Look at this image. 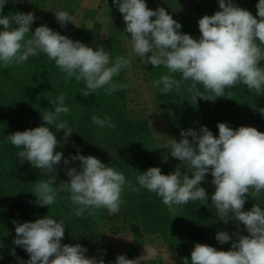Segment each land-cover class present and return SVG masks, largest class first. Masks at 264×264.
Here are the masks:
<instances>
[{
  "label": "clouds",
  "instance_id": "clouds-1",
  "mask_svg": "<svg viewBox=\"0 0 264 264\" xmlns=\"http://www.w3.org/2000/svg\"><path fill=\"white\" fill-rule=\"evenodd\" d=\"M6 3L7 0H0V25L3 26L0 30V63L3 67L22 65L30 56L43 53L66 74V81L74 78L77 83H85L87 90L82 93L85 97L99 89L111 95L118 89L127 88L125 83H114L113 77L130 67L128 58L118 56L113 61L103 45L93 50L46 24L36 27L27 38L36 19L34 14L17 12L11 18L4 16ZM113 3L123 16L124 32L130 36V47L135 56L143 64L167 69L168 74L153 81L162 93L179 92L181 85L189 81L186 91L195 101L197 97L211 101L226 97L225 89L238 84L257 96L264 92V67L260 64L264 61V0H258L256 16L234 4L233 0H218L219 10L198 21L199 39L181 33L182 25L163 7L149 9L145 0H113ZM53 14L61 27L73 21L67 11ZM198 84L209 94L201 92ZM226 98H231L230 92ZM49 101L54 110L44 112V124L6 137L13 146L21 149L17 153L21 162L27 161L44 175L54 177L36 182L32 192L37 205H53L61 193H67L75 206L72 209L74 216L95 217L99 209H107L111 216L120 212L125 190L139 192L146 189L175 211V205L209 200L201 183L210 172L215 186L210 197L215 215L224 224L230 220L236 222V240L227 251L196 243L191 251V264H264V208L255 203L250 210H244L248 196L256 199L264 192V132L251 126L233 130L227 123L217 124L218 138L206 126H201L199 133L191 128L182 130L179 142L169 138L168 149L171 157L181 161L187 171L182 173L177 166L174 172L165 175L159 167H149L139 172L135 184L126 179L123 172L78 151L70 159L80 162L79 170L75 167L67 169L70 179L54 187L57 185L53 175L55 166L62 159L67 165L69 159L56 151L60 142L48 126H54L57 131L64 130L65 140L73 131L68 121L61 119L63 114L70 113L65 106V96L61 94ZM259 111L264 116V108ZM91 119L100 128L116 127L108 116L93 115ZM13 223L16 225L13 243L28 253L30 259L26 264H105L103 259L86 257L87 249L80 244L61 243L65 235L63 221L57 222L46 215L34 222ZM241 224L248 235L239 233ZM215 239L224 244L231 241L232 236L220 231ZM148 254L154 257L156 251L152 249ZM144 259V256L128 259L118 255L115 264H144Z\"/></svg>",
  "mask_w": 264,
  "mask_h": 264
},
{
  "label": "rangeland",
  "instance_id": "rangeland-1",
  "mask_svg": "<svg viewBox=\"0 0 264 264\" xmlns=\"http://www.w3.org/2000/svg\"><path fill=\"white\" fill-rule=\"evenodd\" d=\"M15 2L16 0H7L2 13L4 16L11 18L18 12L14 11ZM181 4L180 10L170 13V15L182 25L181 33L190 34L194 39H199L201 35L198 27L199 19L204 15H213L217 11V6H204L201 0L195 4L187 5V7L185 2L182 1ZM23 5L26 4L23 3ZM26 6L29 9L25 14L31 12L36 15L39 13L33 4ZM157 8L159 7H155L154 10ZM35 28L30 26V33L27 38L31 37ZM0 30H3L2 25H0ZM93 50L96 49L93 48ZM108 53L113 61L120 56L115 45L110 46ZM129 60L130 67L121 70L122 75L113 77L114 83H125L128 85L127 88L113 92L108 96L109 99L106 102L99 101V91L104 89L96 91L97 94L89 105L92 108V114L87 111L86 103L88 102L84 103L81 100L82 104L79 106L76 116L72 115L68 120L73 132L67 137V140L64 139V130L61 129L54 133L60 142L56 151L62 152L64 159H69L67 165L62 159L60 164L55 166L56 170L67 171L72 167L79 170L80 162L70 159L79 151L81 155H92L102 163L116 168L124 173L126 179L129 178L130 180V174H138L134 170L141 165H145L146 169L159 167L162 174L165 175L174 172L177 166H180L181 172L184 173L187 171L186 167L181 161L171 157L168 149L169 138H175L179 142L182 138L180 135L182 130L191 128L199 133L201 126H206L218 138L217 124L227 123L233 130L240 126H251L260 132H264V116L259 111V109L264 108V92L257 96L248 92L246 86L238 84L225 89V96L227 97L230 92L231 98L218 97L215 101H211L197 97L195 101L192 94L186 91L187 84L191 83L189 81L181 85L179 92L173 90L164 94L160 88L153 85V81L168 74L167 69L163 66L153 67L151 64H143L133 51ZM260 64L264 67V61H261ZM35 71L39 73L36 82L30 79ZM65 75L56 67L55 62L43 53L30 56L22 65L5 68L0 63L1 248H6L1 245H15L13 240L16 237V225L13 221L17 223L34 222L38 218L50 216L49 213L40 214L41 211L45 210L42 208L49 206L37 205L35 203L37 198L32 192L38 180L52 179L50 174L44 175L27 161L21 162L17 156L21 149L13 146L6 137L16 131H25L44 124L42 116L46 110H54V106L49 100L58 97L55 92L65 86L67 82ZM177 78H179L178 75ZM197 88L201 92H205L202 85L198 84ZM86 90L83 81L76 82L75 93H83ZM205 94L209 93L205 92ZM113 101H116V104ZM34 108H40V111L34 112ZM93 115L100 118L110 117L116 127L114 129L98 127L92 122ZM61 119L64 120L62 116ZM72 120H75L76 125L71 122ZM48 127L54 131L51 125ZM87 127L88 130L86 129V137L84 138L85 132L83 130ZM88 136L95 137L90 140ZM99 138L100 141H97ZM188 139L191 140L192 138L188 137ZM120 161L124 163L120 164ZM189 175L191 174L189 173ZM212 179L209 172L205 176V181L201 183V187L209 194V200L189 201L184 205H175V211L170 210L155 193L152 194L162 203L164 210L174 220L173 231L175 234H177V230L188 232L190 229L191 221L188 218L186 206L203 207L204 205L208 210V213H205L211 216L209 220L203 213V218L207 223H210L204 228L206 239L199 241L197 240L198 237L188 236V238L193 241V245L202 243L217 250L227 251L236 240V235H234L237 232L236 222L230 220L228 224H224L216 217L214 206L210 200L211 194L215 191ZM57 182L56 180L57 185L54 187L58 186ZM126 191L122 194L124 203L121 205L118 214L110 216L107 209H101V216L92 220L90 227L77 225L70 234L66 233L65 230L61 243L69 245L86 243L89 245L92 236H95L100 243L104 233L107 232L116 233L125 229L138 232V220L134 218L133 211L126 205L125 196L129 192ZM135 194L136 192H131L130 203L136 198ZM249 202L252 203V206L256 203L264 208V192L256 199L248 196L244 205L245 211L252 207L248 208ZM184 209L187 210L183 212ZM97 211L99 212V210ZM220 231L228 232L232 236V240L224 244L219 243L215 236ZM239 233L248 235L242 224L239 227ZM18 250L17 256H27V252L23 248L17 246ZM183 256H187L186 252ZM22 261L24 264L27 262L25 258Z\"/></svg>",
  "mask_w": 264,
  "mask_h": 264
},
{
  "label": "crops",
  "instance_id": "crops-1",
  "mask_svg": "<svg viewBox=\"0 0 264 264\" xmlns=\"http://www.w3.org/2000/svg\"><path fill=\"white\" fill-rule=\"evenodd\" d=\"M182 1L187 7L198 0H145V3L149 9L163 7L170 14L180 10ZM20 2L26 5L33 4L38 10L39 13L34 15L36 18L32 24L34 28L46 24L73 41H80L94 49L103 45L106 52H109L111 45H115L120 56L128 59L132 57L130 36L124 32L126 25L123 16L113 0H20ZM201 2L204 6L216 5V10H219L218 0ZM233 3L256 16L258 0H233ZM60 10L67 11L73 17L74 24L68 22L65 27H61L53 14ZM134 234L135 231L129 229L104 233L99 244L100 259H103L105 264L109 262L115 264L118 255L127 257V247L132 242ZM80 245L87 249L85 256L90 258L88 245L86 243ZM152 249L156 251L154 257L148 254ZM140 256L145 257L144 262L154 264H191L190 259L180 258L176 249L158 233H142L141 242L136 248V258Z\"/></svg>",
  "mask_w": 264,
  "mask_h": 264
},
{
  "label": "trees",
  "instance_id": "trees-1",
  "mask_svg": "<svg viewBox=\"0 0 264 264\" xmlns=\"http://www.w3.org/2000/svg\"><path fill=\"white\" fill-rule=\"evenodd\" d=\"M28 9L29 8L26 5H23V3L20 2V0H16L14 11L25 13L26 11H28ZM38 74L39 73L35 71L30 76V79L36 82L37 80L36 77ZM122 74L123 72H120L118 76ZM75 84H76L75 79L70 78L67 80L63 88H59L55 92L56 96H59L61 94L65 96V106L70 109V113L63 114L62 117L64 120L67 121L69 120L70 117H72V115L74 117L76 116L77 110L79 109V106L82 104L81 100H83L84 103L88 102L86 103L87 111L92 114V108L89 107V105L93 101V98H95V95L97 94V92H95L85 97L82 95V93H75ZM99 92H100L99 101L106 102L109 99L108 98L109 95H106L104 90ZM113 103L116 104V101H113ZM35 111L39 112L40 108H34V112ZM71 122L75 124V120H72ZM51 127L54 128L53 131L54 133L57 132L54 126ZM86 129L88 130V127L83 130L85 132L84 138L86 137ZM88 137L90 140H92L94 139L95 136L92 137L88 136ZM101 139H103V137H101ZM97 141H100V138ZM122 163L124 162L120 161V164ZM146 168L147 167L145 165H141L136 170L133 169L138 173L136 175L135 173L130 174L131 181L134 184L136 183L135 177L140 174L139 172L142 173L146 171L147 170ZM53 175L56 176L58 185L60 182L67 181L70 179L67 176V171H63L61 169H57L56 172L53 173ZM50 178L53 179L54 177L50 174ZM128 180L130 179L128 178ZM130 195H131L130 191L126 193L125 201L127 207L131 211H133V215L135 216L134 218L138 220L139 231L134 234V238L132 242L127 247L128 259L136 258V248L137 245L141 242L143 232L158 233L168 244L172 245L176 249L178 256L183 259H190L191 251L193 250L192 247L195 246L192 244L193 241H190L188 236L198 237L197 240L199 241L201 239L203 240L206 239V237L204 236V232H205L204 228L207 224L209 225L210 223H207L206 220L203 218V213L205 216L208 217L209 220L211 219V216L207 214L208 210L204 205L203 207L202 206L198 207L196 205L186 206L188 210L184 209L183 212L187 210L188 218L191 221L190 229L188 230V232L177 230V234H175L173 231L174 230L173 224L175 223L174 220L164 210L162 203L152 193L148 192L146 189H141L139 192H136L135 194L136 198L131 203L129 202ZM247 205L248 208H250L252 206V203L249 202ZM74 207L75 206L71 203L70 199L68 198V194L61 193L57 199V202L54 203L53 205H50L49 207L42 208L45 210L41 211L40 214L46 215L47 213H49L50 217L57 220V222L63 221L65 225L66 233L68 234H70L77 225H84L90 227L92 220L101 216V209H99L98 215L95 217L88 216L87 214H85L83 217H76L72 214V209ZM99 244L100 243L97 241V238H95V236H92L90 239V243L88 245L90 258L96 257L97 260L100 259ZM1 246H4L8 249L0 247V264H19L20 261L24 260V258L26 259V261L30 259L28 253L26 257H23V255L17 256L19 250L17 251L16 245L9 244L8 246L5 245H1ZM184 252H186L187 255L186 257L183 256ZM107 264H112V263L109 262ZM144 264H154V263L144 262Z\"/></svg>",
  "mask_w": 264,
  "mask_h": 264
}]
</instances>
